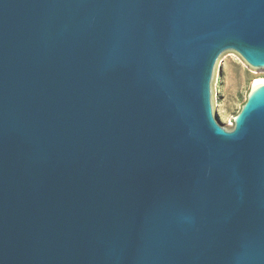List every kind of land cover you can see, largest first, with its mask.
<instances>
[{"label":"water","instance_id":"water-1","mask_svg":"<svg viewBox=\"0 0 264 264\" xmlns=\"http://www.w3.org/2000/svg\"><path fill=\"white\" fill-rule=\"evenodd\" d=\"M264 0H0V264H264Z\"/></svg>","mask_w":264,"mask_h":264},{"label":"rangeland","instance_id":"rangeland-1","mask_svg":"<svg viewBox=\"0 0 264 264\" xmlns=\"http://www.w3.org/2000/svg\"><path fill=\"white\" fill-rule=\"evenodd\" d=\"M262 81L264 73L248 65L240 55L222 59L214 96L217 116H223L229 128L251 88Z\"/></svg>","mask_w":264,"mask_h":264}]
</instances>
